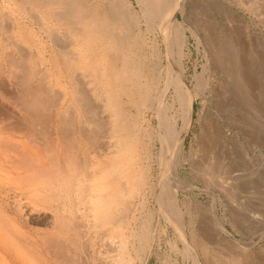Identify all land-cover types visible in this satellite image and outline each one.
<instances>
[{"label":"bare ground","instance_id":"1","mask_svg":"<svg viewBox=\"0 0 264 264\" xmlns=\"http://www.w3.org/2000/svg\"><path fill=\"white\" fill-rule=\"evenodd\" d=\"M134 2H3L0 264H149L165 246L174 264H259L218 203L246 177L226 115L264 106L263 39L232 3L190 19L197 0Z\"/></svg>","mask_w":264,"mask_h":264},{"label":"rangeland","instance_id":"2","mask_svg":"<svg viewBox=\"0 0 264 264\" xmlns=\"http://www.w3.org/2000/svg\"><path fill=\"white\" fill-rule=\"evenodd\" d=\"M5 1L6 0H0V9L5 8L4 6H2L4 4L3 2ZM133 2L135 4V7L137 6L136 9L139 10V6L136 0H133ZM197 2L198 3L196 6L198 7L196 9V14L191 13V12L188 13V11H186V16L190 14L189 15L190 19H193L194 17L197 19L199 15H201V17L202 15L204 16V14L207 13V10L209 11V9L213 10V8L214 9L217 8V10H214V12L218 11L220 9L218 8L220 5L228 6L231 3L233 7L245 13L246 17L248 18L249 27L251 28L252 32H256L254 36L258 35L260 38L263 39L262 45L257 41H253L254 52L256 51L255 52L256 54H254L255 56L253 57V59L255 61L258 60L256 61L258 64V71H259L258 73L261 79L263 78L262 80L264 81V16H260L261 13L264 14V9H262V7L253 6L255 9L257 10L261 9L262 11L261 12L260 10H258L257 12V10L255 11L253 7L251 9L242 8V7H239L234 2V0H200V1L197 0ZM197 11H198V14H197ZM176 12L179 15V17L182 18L181 14L177 10ZM216 14L220 15L219 12H217ZM253 40H256L255 37ZM191 47L193 49L194 54L192 56L191 61L188 62V65L190 66V72H193L194 62L198 58V54L194 47L193 40L191 43ZM200 62H202L201 58H200ZM240 101L241 100L239 98H235L232 104L234 108L231 106L232 107L231 111H229L228 115H226V117L230 116V113L234 115V117L232 115L231 116L235 118V121H234L235 125L232 124L233 126H231L230 132L234 133V132L240 131L239 132L240 137L238 138V142L236 141L235 144L230 147L229 153H226L225 155L227 154L229 155L230 157L228 159L229 163L232 162V159L234 163V164L228 163L226 165H228V167H230L232 171L234 172L236 171L235 173L244 171V173H246V177L240 181H236L235 185H233L232 194H231L232 199L229 201L232 203L231 205H229V207L227 206L228 205L227 201H219L218 203L219 219H222L220 221H222L226 229L229 230L228 236L233 240L230 246L231 250L239 253L238 251H243L241 248H245L246 251L255 252L257 253L258 258L260 259L259 264H264V106L262 104V106L260 107V110L257 111L256 112L257 114H256L253 111V109H250V108H249L250 110L245 109V107L242 105V101L241 102ZM200 109H201V104L198 101L196 102V105H195V112L197 111L199 113ZM233 111H235L234 112L235 114H233ZM197 117L198 115H196V118ZM242 119L243 121L245 120L246 122L248 120V122L246 123L244 121V123H242L243 122ZM239 121L241 122V126H239L240 124L238 123ZM196 125H197V122L195 121L194 130L192 128V131L190 133L191 136H189L188 139L186 140L187 146L190 144V140L192 136L194 135V131L197 130ZM243 125H245L246 127ZM241 143L243 145H241ZM187 154L188 152L185 151V155ZM184 162L188 165V160L186 156L184 157ZM203 198L204 200L208 198L206 193L203 194ZM233 203H235V206ZM224 207L227 209H225ZM235 208H237L238 210ZM204 219L206 220V223L209 225V222H210L208 221L209 217L206 216L204 217ZM166 247L167 246L164 247V251H162L160 259L153 256L150 259L149 264H161V262L164 261L165 259L164 258L165 255L168 253H169L168 259L170 260L169 264H174V261H173L174 254H171L170 251L168 250L169 247L167 248ZM164 253L166 254L163 255ZM240 253L241 254L245 253V251L240 252Z\"/></svg>","mask_w":264,"mask_h":264}]
</instances>
